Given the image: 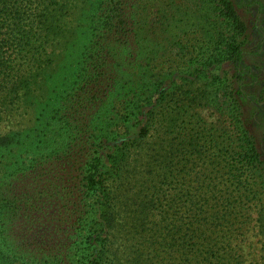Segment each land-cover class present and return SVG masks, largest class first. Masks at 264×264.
<instances>
[{"label":"rangeland","instance_id":"1","mask_svg":"<svg viewBox=\"0 0 264 264\" xmlns=\"http://www.w3.org/2000/svg\"><path fill=\"white\" fill-rule=\"evenodd\" d=\"M114 1L120 25L130 27L131 56L120 57L122 47L116 42L107 60L111 76L96 81V87L88 80L79 103L67 97L70 90L64 92L76 58L88 52L86 60L93 57L100 63L103 46L80 50L83 37H77L69 46L57 47L42 93L31 102L36 105L45 98L41 110H36L32 120L33 109L27 107L28 115L3 128L18 135L10 159L20 164L22 181L33 183L53 166L64 179L56 190L67 210L59 222L46 228L53 237L44 235L43 225L29 222L32 216L24 222L33 236L22 239V263L87 264L88 237L97 232V239L104 238L100 218L113 208L106 206L98 215L93 212L95 198L87 197L81 180L83 165L96 152L104 161L110 156L106 151L113 152L122 141L162 140L169 142L167 148L177 146L181 163L188 169L190 158L198 157L195 153L202 146L205 150L219 144L224 147V163L230 164L233 136L240 127L253 137L261 161L249 176L255 205L244 227L242 261L264 264V0H230L237 18L233 24L209 0ZM236 51L242 53L238 69L232 60ZM132 112L143 116L142 124ZM23 117L30 120L24 122ZM37 118L47 121L32 126ZM45 137L50 138L43 145ZM77 147L78 153H71ZM184 170L180 173L188 175ZM115 187L123 192L125 181H117ZM33 239L56 240L57 246L44 249ZM101 241L95 244L100 249L105 245ZM105 258L103 252L102 264Z\"/></svg>","mask_w":264,"mask_h":264},{"label":"trees","instance_id":"2","mask_svg":"<svg viewBox=\"0 0 264 264\" xmlns=\"http://www.w3.org/2000/svg\"><path fill=\"white\" fill-rule=\"evenodd\" d=\"M209 1L228 24L237 21L230 0ZM117 12L114 0H0V264H23L22 239L33 236L23 227L27 219L32 216L29 222L43 225L45 231L67 210L56 190L64 182L56 166L42 171L40 177L32 174L33 183L22 181L25 176L20 173V164L10 159L18 135L3 128L28 115L27 107L33 109L32 120L37 116L45 98L36 105L31 102L42 93L57 47L69 46L77 37H83L80 50L103 46L100 63L93 57L86 60L88 52L76 58L64 92L70 90L67 97L79 103L88 80L96 87V81L111 76L107 60L116 42L122 47L120 57L131 56L130 27L120 25ZM241 56L236 51L232 58L237 69ZM63 113L69 114L66 109ZM131 114L142 124V115ZM46 121L37 118L32 126ZM235 130L230 164L224 163V147L219 144L205 150L202 146L195 153L198 157L190 158L188 169L181 163L177 146L167 148L169 142L162 140L139 144L122 141L113 152L106 151L110 156L104 161L96 152L83 165L81 180L87 197L95 198L93 212L98 215L106 206L113 208L112 213L107 208L100 218L104 238L97 239V232L88 237L87 264H102L103 252L107 255L105 264H244V227L255 205L249 176L261 161L248 131ZM49 138L42 139V144ZM77 151L78 147L71 153L76 155ZM184 168L188 175L180 173ZM117 181H125L123 192L115 187ZM44 235L54 236L47 231ZM50 240L33 239L39 247L53 249L56 240ZM101 240L105 245L100 249L95 244H102Z\"/></svg>","mask_w":264,"mask_h":264}]
</instances>
